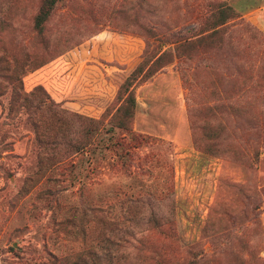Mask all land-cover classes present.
I'll return each mask as SVG.
<instances>
[{
	"label": "rangeland",
	"instance_id": "1",
	"mask_svg": "<svg viewBox=\"0 0 264 264\" xmlns=\"http://www.w3.org/2000/svg\"><path fill=\"white\" fill-rule=\"evenodd\" d=\"M40 1L0 0V61L40 51ZM218 1L64 0L48 35L70 48L28 72L24 89L43 85L99 118L156 45L144 27L193 35ZM222 1L240 18L221 47L192 50L137 86L133 130L103 132V154L53 162L0 78V264H54L95 243L107 219L132 230L121 263L264 264V0Z\"/></svg>",
	"mask_w": 264,
	"mask_h": 264
},
{
	"label": "trees",
	"instance_id": "2",
	"mask_svg": "<svg viewBox=\"0 0 264 264\" xmlns=\"http://www.w3.org/2000/svg\"><path fill=\"white\" fill-rule=\"evenodd\" d=\"M63 1H40L33 18L35 38L38 40L36 45L40 51L32 55L24 53L20 57L27 59L23 61L16 59L11 65L0 61V78L6 79L7 87L12 90V103L31 112L38 142L47 153L53 150L51 160L57 164L64 163L82 152L103 154L111 144L100 138L103 132L114 133L117 129L126 133L132 132L137 108V86L153 77L176 58L188 57L192 50H198L205 44L220 48V42L224 40L225 27L232 20L240 18L233 5L220 0L213 3L210 13L193 35L178 38L173 35L176 33H158L152 28L144 27L147 36L155 40L156 45L153 46L151 43L147 45L140 62L120 84L115 103L109 106L101 117L94 118L62 107L50 97L43 85H37L31 91L24 89L23 77L28 72L40 68L70 48L68 45L65 48L60 46L57 38L52 39L48 35V25L55 10ZM40 128H43L44 132H41ZM97 135L100 138L98 141L94 139ZM59 136L61 139H58ZM127 219L133 222L132 226L137 223L133 216ZM104 223L106 229L98 235L95 243L71 256L54 255V264H126L121 263V249L125 242H128L132 230L108 219L104 220Z\"/></svg>",
	"mask_w": 264,
	"mask_h": 264
}]
</instances>
